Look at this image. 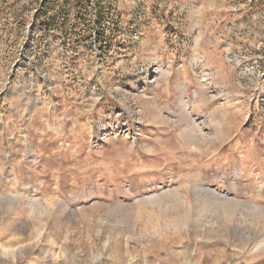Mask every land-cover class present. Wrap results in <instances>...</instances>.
I'll return each instance as SVG.
<instances>
[{"label":"rangeland","instance_id":"rangeland-1","mask_svg":"<svg viewBox=\"0 0 264 264\" xmlns=\"http://www.w3.org/2000/svg\"><path fill=\"white\" fill-rule=\"evenodd\" d=\"M0 264H264V0H0Z\"/></svg>","mask_w":264,"mask_h":264}]
</instances>
